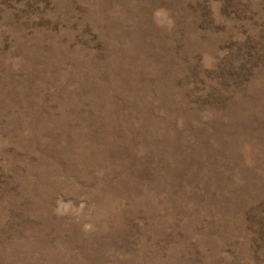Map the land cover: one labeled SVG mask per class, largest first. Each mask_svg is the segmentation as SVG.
I'll use <instances>...</instances> for the list:
<instances>
[{
  "label": "rangeland",
  "instance_id": "1",
  "mask_svg": "<svg viewBox=\"0 0 264 264\" xmlns=\"http://www.w3.org/2000/svg\"><path fill=\"white\" fill-rule=\"evenodd\" d=\"M0 264H264V0H0Z\"/></svg>",
  "mask_w": 264,
  "mask_h": 264
}]
</instances>
